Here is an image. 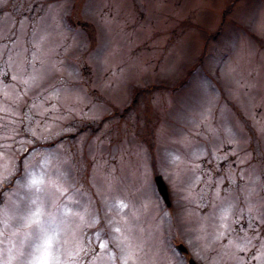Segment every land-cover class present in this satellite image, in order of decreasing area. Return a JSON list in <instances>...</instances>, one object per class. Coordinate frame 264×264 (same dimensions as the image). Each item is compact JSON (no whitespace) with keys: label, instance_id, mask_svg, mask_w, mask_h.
I'll list each match as a JSON object with an SVG mask.
<instances>
[{"label":"rangeland","instance_id":"374dc122","mask_svg":"<svg viewBox=\"0 0 264 264\" xmlns=\"http://www.w3.org/2000/svg\"><path fill=\"white\" fill-rule=\"evenodd\" d=\"M45 160L61 264H264V0H0L3 264Z\"/></svg>","mask_w":264,"mask_h":264},{"label":"snow or ice","instance_id":"6c2138e0","mask_svg":"<svg viewBox=\"0 0 264 264\" xmlns=\"http://www.w3.org/2000/svg\"><path fill=\"white\" fill-rule=\"evenodd\" d=\"M47 161H42L37 168L40 170L26 171L27 183L25 187V200L23 202V210L19 214L17 223L14 228L26 229L24 238L21 240L23 248L22 264H61L59 257V245L57 237L60 232V226L55 215L45 216L41 208L48 200V193L45 188V180L47 172L43 170V164ZM3 192H0V197ZM64 207H67L65 205ZM58 212L63 213V208L58 209ZM3 214L0 213V216ZM0 225H3V220L0 219ZM6 234L0 231V264H3L4 241ZM178 259L183 260V256L176 254Z\"/></svg>","mask_w":264,"mask_h":264},{"label":"water","instance_id":"95a60500","mask_svg":"<svg viewBox=\"0 0 264 264\" xmlns=\"http://www.w3.org/2000/svg\"><path fill=\"white\" fill-rule=\"evenodd\" d=\"M162 179H163L162 176L161 175H157V174L153 178L154 183L156 184V187H157V189H156L157 193H159L160 196L162 197V201L164 203H166L167 205H170L169 200H168L169 199V195H168L167 190H166L167 186H166V183H164ZM178 247L182 251H185V248L181 244H179ZM187 264H195V263L193 262L192 258L190 257L188 259V263Z\"/></svg>","mask_w":264,"mask_h":264},{"label":"flooded vegetation","instance_id":"af4514ba","mask_svg":"<svg viewBox=\"0 0 264 264\" xmlns=\"http://www.w3.org/2000/svg\"><path fill=\"white\" fill-rule=\"evenodd\" d=\"M156 174H157V173H156ZM172 243H173V242H172ZM172 243H171V244H172ZM172 246H173V244H172ZM174 247L177 248V243H175V242H174ZM180 253L183 254L184 256L186 255L185 257H187V259H189L190 256H187V253H186V252H180ZM185 261L187 262V260H185Z\"/></svg>","mask_w":264,"mask_h":264}]
</instances>
